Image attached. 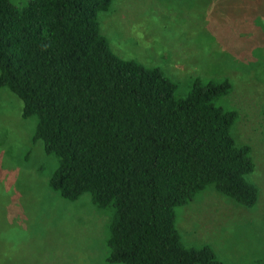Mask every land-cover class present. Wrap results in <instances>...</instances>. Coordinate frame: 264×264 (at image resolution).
Wrapping results in <instances>:
<instances>
[{
    "label": "trees",
    "instance_id": "trees-1",
    "mask_svg": "<svg viewBox=\"0 0 264 264\" xmlns=\"http://www.w3.org/2000/svg\"><path fill=\"white\" fill-rule=\"evenodd\" d=\"M112 1L0 0V87L21 100L22 118L35 117L31 140L57 159L49 188L111 207L108 263L222 264L209 246L184 244L175 208L207 187L243 208L256 203L250 147L231 134L237 112L217 102L230 82L193 78L177 98L160 68L111 51L98 16Z\"/></svg>",
    "mask_w": 264,
    "mask_h": 264
},
{
    "label": "rangeland",
    "instance_id": "rangeland-1",
    "mask_svg": "<svg viewBox=\"0 0 264 264\" xmlns=\"http://www.w3.org/2000/svg\"><path fill=\"white\" fill-rule=\"evenodd\" d=\"M251 1L258 6L248 16L246 0H113L98 16L111 51L160 68L177 98L193 78L229 80L217 102L237 112L231 134L250 147L256 203L243 208L207 187L175 208L184 244L209 246L222 264H264V0ZM21 107L0 87V264H110L111 207L96 208L88 193L66 200L49 188L57 159L31 140L36 119L22 118Z\"/></svg>",
    "mask_w": 264,
    "mask_h": 264
}]
</instances>
